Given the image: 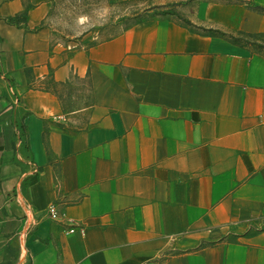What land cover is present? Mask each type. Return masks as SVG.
Instances as JSON below:
<instances>
[{
    "label": "crops",
    "instance_id": "0c3cea01",
    "mask_svg": "<svg viewBox=\"0 0 264 264\" xmlns=\"http://www.w3.org/2000/svg\"><path fill=\"white\" fill-rule=\"evenodd\" d=\"M54 2L0 0V264H264V52L172 18L57 42ZM196 2L264 34V0Z\"/></svg>",
    "mask_w": 264,
    "mask_h": 264
},
{
    "label": "rangeland",
    "instance_id": "374dc122",
    "mask_svg": "<svg viewBox=\"0 0 264 264\" xmlns=\"http://www.w3.org/2000/svg\"><path fill=\"white\" fill-rule=\"evenodd\" d=\"M197 0H55L52 11L46 21L54 41L76 43L88 46L114 37L139 20V14L147 7L159 5L145 13L149 18H172L186 24L184 19ZM194 30L212 35H221L214 28L190 26ZM222 32V31H221ZM225 33V32H223ZM231 40L253 50L264 52V35L225 33ZM13 259V258H12ZM3 264H12L9 260Z\"/></svg>",
    "mask_w": 264,
    "mask_h": 264
},
{
    "label": "trees",
    "instance_id": "16d2710c",
    "mask_svg": "<svg viewBox=\"0 0 264 264\" xmlns=\"http://www.w3.org/2000/svg\"><path fill=\"white\" fill-rule=\"evenodd\" d=\"M137 1V0H136ZM128 2H135V1H128ZM159 7V5H153V6H149V7H147V9L143 12V13H140L138 16H139V20L137 21V22H141V21H144V20H146V17H148V16H146L145 15V13H147V12H150L153 8H158ZM184 21L186 22V25L187 26H195V24L190 20V19H188V18H185L184 19ZM136 22V23H137ZM185 24V23H184ZM191 28V27H190ZM193 29V28H192ZM194 30V29H193ZM216 32H218V33H220V34H222V35H224V36H227L225 33H223V32H221V31H216ZM209 35H212V34H209ZM251 35H264L263 33L262 34H251ZM232 41H234L235 43H238V44H240V42L239 41H237V40H232Z\"/></svg>",
    "mask_w": 264,
    "mask_h": 264
},
{
    "label": "built area",
    "instance_id": "2783aa9c",
    "mask_svg": "<svg viewBox=\"0 0 264 264\" xmlns=\"http://www.w3.org/2000/svg\"><path fill=\"white\" fill-rule=\"evenodd\" d=\"M50 212H51V214H52L53 217H57L59 215L58 210L55 207V205H52L50 207ZM1 229H2V221L0 220V230ZM70 231L73 232V231H75V229H71Z\"/></svg>",
    "mask_w": 264,
    "mask_h": 264
}]
</instances>
